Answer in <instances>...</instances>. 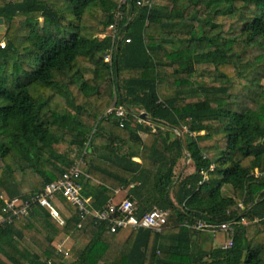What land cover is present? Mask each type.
Returning <instances> with one entry per match:
<instances>
[{
  "label": "trees",
  "instance_id": "trees-1",
  "mask_svg": "<svg viewBox=\"0 0 264 264\" xmlns=\"http://www.w3.org/2000/svg\"><path fill=\"white\" fill-rule=\"evenodd\" d=\"M116 4L0 0V189L8 200L41 193L88 144L78 183L91 208L128 189L140 214L168 211L167 225L110 233L86 218L78 230L74 211L59 225L32 207L0 226V264H264V0H152L149 11L131 2L130 42L118 44L111 74L97 36ZM113 103L128 110L122 128L104 116ZM239 201L257 222L230 249L205 250L210 236L182 226L234 220ZM77 233L84 246L65 262L53 243Z\"/></svg>",
  "mask_w": 264,
  "mask_h": 264
},
{
  "label": "built area",
  "instance_id": "built-area-1",
  "mask_svg": "<svg viewBox=\"0 0 264 264\" xmlns=\"http://www.w3.org/2000/svg\"><path fill=\"white\" fill-rule=\"evenodd\" d=\"M13 1L15 0H7L8 3ZM131 2L136 7L146 8L148 11L152 8V0H117L112 22L97 36L99 41L107 40L109 42V48L104 53L103 62L108 65L111 74L118 44L122 40L124 44H129L130 42L129 39H123V35L130 22V17L126 14V11L128 4ZM4 48L5 41L2 39L0 40V49ZM110 115L118 120V125L122 128L127 120L128 110L124 106H116L113 103L104 113V116ZM180 133L184 136L187 133L186 128L182 127L180 131H175V134L181 137ZM189 136L193 135L189 134ZM87 151L89 152L88 144H86L79 160L64 172L58 180L45 185L41 193L34 194L26 200L21 198L6 200L0 211V226L11 225L14 220L20 218H28L32 207L48 209L51 218L58 222L59 225H64V221L54 205L55 200L60 197L77 215L79 220L77 224L78 230L82 228L81 221L91 218L96 224H105L110 233L122 230H148L157 234L162 232L167 225L169 212L153 208L144 214H140L136 202L128 197L118 203L109 202L102 210H93L91 208L90 199L82 195L81 186L78 183L85 176L84 168L86 163L83 157ZM185 158L187 159V165L190 162L189 155L185 154ZM202 158L205 159L207 156L202 154ZM262 175L258 171L250 174L254 179H259ZM203 177L205 179V174H203ZM233 210L238 212L239 216L231 221L206 223L201 220H193L191 223L184 222L182 226L194 232L207 234L212 238L222 233L226 242L219 248L227 250L232 247L235 232L239 227L249 226L257 222V219L249 221L243 216L242 212L245 211V205L242 201L237 202ZM54 251L56 255L65 258L69 256V252L65 250L62 242L54 245Z\"/></svg>",
  "mask_w": 264,
  "mask_h": 264
},
{
  "label": "rangeland",
  "instance_id": "rangeland-1",
  "mask_svg": "<svg viewBox=\"0 0 264 264\" xmlns=\"http://www.w3.org/2000/svg\"><path fill=\"white\" fill-rule=\"evenodd\" d=\"M4 27H5V25H4ZM204 82L209 84L210 80L209 79H205ZM263 86H264V82H263ZM180 135H181V137L183 136L181 133H180ZM60 150H62V149H60ZM78 160H79V158H76L75 162L78 161ZM186 172H189V173L192 172V168L189 166ZM185 174H187V173H185ZM185 174H182V175H185ZM222 193H223V196H226V197L232 196V190L229 187H224L222 189ZM122 196L123 195H119V198H122ZM1 197L5 198V193H3L2 190L0 189V198ZM71 239H73V241H72L73 244H71V241H69V240L66 243H64L65 248L67 249V251H69V257L65 259L64 257L60 256L65 262H70L74 258L72 256V254H74L75 251L80 250L84 246L82 244V242L79 240V233H77ZM59 241H63V239L59 238ZM205 241L206 242H204V244H203L204 245L203 248L205 250H210L212 248H219L220 246H222L226 242L224 237H223V235H222V233L217 234V236L214 237V238L209 237ZM22 245L26 249H28V251H30L31 253H36L37 252L35 248H33V251L29 250V248H28L29 246L28 245L26 246V242H22Z\"/></svg>",
  "mask_w": 264,
  "mask_h": 264
},
{
  "label": "crops",
  "instance_id": "crops-1",
  "mask_svg": "<svg viewBox=\"0 0 264 264\" xmlns=\"http://www.w3.org/2000/svg\"><path fill=\"white\" fill-rule=\"evenodd\" d=\"M135 162H139V160L138 159H133ZM98 184V182H96V181H93L92 182V185H97ZM128 190V189H127ZM127 190H119V191H117L116 193H115V198L113 199V200H111L110 202H113V203H118V202H120L122 199H124L125 197H127V195H128V193H127ZM119 195H123L122 196V198H119ZM3 200H6L7 198H3V197H1ZM90 199V203H92V199L91 198H89ZM8 200V199H7ZM54 205H55V207H56V209H57V211H58V213H59V215H60V217H61V219L63 220V221H65L66 219H68L69 217H71L72 216V214H73V210H72V208L70 207V206H68L67 204H65L61 199H56L55 200V202H54ZM59 238L60 239H63V241H59ZM54 243H53V248H54V245L56 244V243H59V242H62L63 243V246H64V243H66L68 240L69 241H71V244H73V239H71L70 237H65V236H60ZM28 244H27V242H26V246H27ZM29 246V245H28ZM71 246V245H70ZM29 248V250H32L33 251V247L32 246H29L28 247ZM64 248H65V246H64ZM28 250V249H27ZM65 250H67L66 248H65ZM30 252V251H29ZM69 252V251H68ZM60 256V255H59Z\"/></svg>",
  "mask_w": 264,
  "mask_h": 264
},
{
  "label": "water",
  "instance_id": "water-1",
  "mask_svg": "<svg viewBox=\"0 0 264 264\" xmlns=\"http://www.w3.org/2000/svg\"><path fill=\"white\" fill-rule=\"evenodd\" d=\"M5 34V27H4V21L2 18H0V40L4 37ZM141 118H144V115L141 114ZM86 182V180H85Z\"/></svg>",
  "mask_w": 264,
  "mask_h": 264
}]
</instances>
